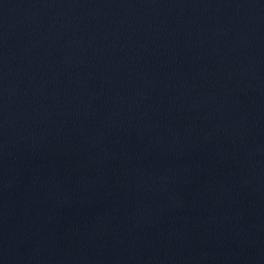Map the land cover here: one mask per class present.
Returning <instances> with one entry per match:
<instances>
[{
	"label": "water",
	"instance_id": "water-1",
	"mask_svg": "<svg viewBox=\"0 0 264 264\" xmlns=\"http://www.w3.org/2000/svg\"><path fill=\"white\" fill-rule=\"evenodd\" d=\"M0 264H264V0H0Z\"/></svg>",
	"mask_w": 264,
	"mask_h": 264
}]
</instances>
